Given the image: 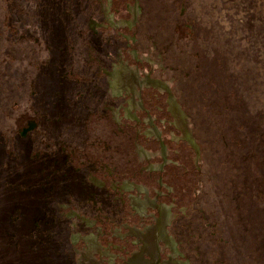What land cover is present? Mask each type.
<instances>
[{"label": "flooded vegetation", "instance_id": "flooded-vegetation-1", "mask_svg": "<svg viewBox=\"0 0 264 264\" xmlns=\"http://www.w3.org/2000/svg\"><path fill=\"white\" fill-rule=\"evenodd\" d=\"M146 14L142 0L121 8L114 0H89L81 10V38L106 30L113 34L98 56L86 44L94 73L80 82L91 86L84 96L95 104L86 120L58 117L51 139L39 111L28 106L20 116L21 100H14L9 159L21 196L12 197L25 201L27 190L26 199L36 202L34 177L45 179L43 187L51 195L33 207L36 218L27 219L33 221L26 226L28 246L43 248L32 249L34 264L207 263L210 252L194 247L200 236L193 221L194 204L204 190H194L195 179L201 185L206 175L204 150L156 53L161 36L156 28L144 27ZM19 86L14 83L12 91ZM33 87L34 80L28 83L29 96L36 95ZM33 162L40 169L26 170ZM14 188L11 192H17ZM16 207L7 219L14 224L25 221ZM18 230L8 232L6 244L22 254L27 237ZM50 243L59 262L44 251Z\"/></svg>", "mask_w": 264, "mask_h": 264}, {"label": "trees", "instance_id": "trees-1", "mask_svg": "<svg viewBox=\"0 0 264 264\" xmlns=\"http://www.w3.org/2000/svg\"><path fill=\"white\" fill-rule=\"evenodd\" d=\"M16 1L0 0V4L10 3L12 11L22 6L21 0ZM237 3L231 8L246 11L241 19L238 10L221 14L220 6L228 8L227 2L212 3V9L204 12L193 0H143L161 36L156 53L162 55L195 133L204 139L205 164L211 174L193 218L201 224L194 247L210 252L206 264H242L238 255L245 247L236 237L241 213L264 210V18L257 13L256 0H242L244 7ZM11 171L10 161L0 158L3 221L11 218L9 198L21 196L20 178L12 177ZM13 188L17 192H11ZM261 249L255 247L247 260L261 263Z\"/></svg>", "mask_w": 264, "mask_h": 264}, {"label": "rangeland", "instance_id": "rangeland-1", "mask_svg": "<svg viewBox=\"0 0 264 264\" xmlns=\"http://www.w3.org/2000/svg\"><path fill=\"white\" fill-rule=\"evenodd\" d=\"M78 1L57 0V3L53 4L51 0H21L22 6L16 5L18 10L12 11H10V3H6V5L2 2L0 4L1 160L7 158L10 161L9 154L11 152L12 132L14 130L12 128L10 110L12 113L16 100H21L17 106V112L20 116L25 114L28 106L34 107L39 111L41 127L47 129V136L51 139L56 137L58 132V125H56L58 117L68 119L75 115L82 120H86V112L95 109L93 98L84 96L91 90V86L80 82L83 78L89 79L91 74L94 73L93 67L87 62L86 44L89 43L94 49L93 56H98L107 46L109 47L107 41L111 39L113 34L111 30H106L98 36L86 33L87 38H81V34H78V32L85 25L81 18V10L87 7L89 0H82L81 5H78ZM130 1L114 0L115 4L120 8ZM234 1L238 2L239 7H244L243 3H241L242 0H193V3L198 11L209 12L212 9V3L223 5L227 2L228 8L220 6L221 14L235 13L238 10L237 18L241 19L246 11H243L242 8H231ZM256 2L257 13H263L262 18H264V0H256ZM151 4L152 2L149 1V5ZM62 9H66L67 12H62ZM56 11L61 12L55 16L53 14H56ZM213 12H217V9ZM151 19V16L149 17L146 14L144 27L147 30L149 27V29L153 30L156 28L155 23L152 26ZM259 21H262V19L258 20V24ZM36 28L37 32L35 33L33 30ZM168 75L170 76V74ZM17 76H21L19 81L15 79ZM32 80H34L32 90L35 91L36 95L29 96L31 91L28 88V83H31ZM14 83L20 85L17 92L12 91ZM11 94L14 98H11ZM11 106L12 109H10ZM12 114L15 115V113ZM196 135L200 144L204 146V139L199 134L196 133ZM36 167L40 169L41 164L33 162V164L27 166L26 170L35 169ZM205 174L200 179L201 185H199V179H195L194 190L202 189L203 186L208 185L211 174L209 167H206ZM33 179L36 182V193L34 195L37 197L36 202L32 201L29 203L26 199L28 198L27 190L25 191V201L20 197H10L8 201L10 210L11 207H16L17 203L21 210V218L25 219V221H19L16 224L11 223V221H8V223L7 221H0V264H34L35 250L37 252L43 250L41 245L37 246L36 244L32 248L34 250L33 253V250L28 246V244H31V240L27 237L26 226L33 221H27V219L36 218L33 207L39 205L41 207L45 202L42 199H46L48 193L43 187L45 185L44 178L34 177ZM41 190H43L42 198ZM48 195L49 197L51 196L50 193ZM250 195L252 197L257 196L256 193H250ZM19 200L22 201V204L19 203ZM198 205L200 206V201L194 204V209ZM255 209L251 208L249 214L241 213L244 215L241 221L235 219V221H238L239 233L236 234V237L239 240V244L241 242V245L245 247L244 251L238 255V258H241L240 260L243 263L251 262L255 264L253 259L247 260L248 257L254 256L257 251L255 247L262 248L260 252L264 255V208L262 209L263 211L258 212ZM229 219L234 221V217ZM194 220V231L196 229L199 232L201 230L200 221L197 218ZM21 227L24 229L22 232ZM17 230L18 233L27 237L25 241L23 238L21 244L22 248L20 250L23 252L22 254L6 244L8 242V232H16ZM45 248V252L51 251H48V253L51 255L53 263L59 262L58 257L52 252L56 247L54 248V245L50 243ZM225 252L228 251L225 250ZM259 264H264V260Z\"/></svg>", "mask_w": 264, "mask_h": 264}]
</instances>
